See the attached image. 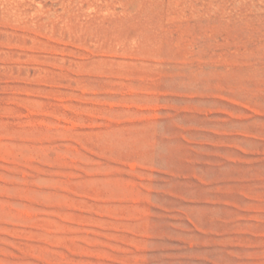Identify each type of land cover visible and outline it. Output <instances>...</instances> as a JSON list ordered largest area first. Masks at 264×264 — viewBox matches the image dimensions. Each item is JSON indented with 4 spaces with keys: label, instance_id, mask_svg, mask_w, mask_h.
I'll list each match as a JSON object with an SVG mask.
<instances>
[{
    "label": "rangeland",
    "instance_id": "rangeland-1",
    "mask_svg": "<svg viewBox=\"0 0 264 264\" xmlns=\"http://www.w3.org/2000/svg\"><path fill=\"white\" fill-rule=\"evenodd\" d=\"M0 264H264V0H0Z\"/></svg>",
    "mask_w": 264,
    "mask_h": 264
}]
</instances>
